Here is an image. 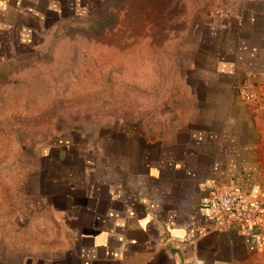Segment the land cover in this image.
I'll list each match as a JSON object with an SVG mask.
<instances>
[{"label":"crops","instance_id":"crops-1","mask_svg":"<svg viewBox=\"0 0 264 264\" xmlns=\"http://www.w3.org/2000/svg\"><path fill=\"white\" fill-rule=\"evenodd\" d=\"M102 2L0 0V58ZM212 2L190 52L193 117L165 136L135 123L42 152L37 196L68 239L24 264H264V210L222 230L208 207L216 179L264 200V0Z\"/></svg>","mask_w":264,"mask_h":264},{"label":"rangeland","instance_id":"rangeland-1","mask_svg":"<svg viewBox=\"0 0 264 264\" xmlns=\"http://www.w3.org/2000/svg\"><path fill=\"white\" fill-rule=\"evenodd\" d=\"M212 4L103 0L29 53L0 58V261L53 257L68 239L37 196L42 152L135 123L165 136L193 117L190 52Z\"/></svg>","mask_w":264,"mask_h":264},{"label":"built area","instance_id":"built-area-1","mask_svg":"<svg viewBox=\"0 0 264 264\" xmlns=\"http://www.w3.org/2000/svg\"><path fill=\"white\" fill-rule=\"evenodd\" d=\"M240 94L246 100L260 104L261 99L253 94L250 87H241ZM208 207L211 217L220 220L221 229L225 230L231 223H257L264 210V200L250 198L240 187L216 179L208 190Z\"/></svg>","mask_w":264,"mask_h":264}]
</instances>
